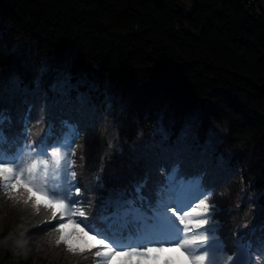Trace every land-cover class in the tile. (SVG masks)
Segmentation results:
<instances>
[{"label": "trees", "instance_id": "obj_1", "mask_svg": "<svg viewBox=\"0 0 264 264\" xmlns=\"http://www.w3.org/2000/svg\"><path fill=\"white\" fill-rule=\"evenodd\" d=\"M53 149L63 159L52 178L70 184L69 211L85 212L65 234L83 242L57 245L60 218L15 202L0 264H104L96 252L109 248L107 264H178L165 257L172 250L124 253L156 234V214L179 221L172 200L189 206L201 191L207 212L199 203L186 216L208 221L197 230L212 241L205 264H264V10L243 0H0V164L51 162ZM117 200L139 211L114 219ZM10 202L0 190V205Z\"/></svg>", "mask_w": 264, "mask_h": 264}, {"label": "snow or ice", "instance_id": "obj_2", "mask_svg": "<svg viewBox=\"0 0 264 264\" xmlns=\"http://www.w3.org/2000/svg\"><path fill=\"white\" fill-rule=\"evenodd\" d=\"M52 160H32L30 163H25L23 167L18 170L14 169L12 164H0V190H2L9 200H13L17 203H22L26 206H30L33 212L39 213L43 208L46 213H48L49 220L60 218L59 225L63 227H55V243L59 245L61 242L67 245V250L69 252H75L77 249L73 247V241L65 234V230L69 225H76V221L72 218L76 215L80 217L85 216V212L81 211L79 207L72 208L69 211L68 205H75L76 200L73 198L69 200L66 204L64 198L59 196L52 195L48 190H46V181L49 176V169H52L53 175L56 174L57 170L60 167L61 160L63 159L60 151L58 149H53L50 153ZM75 175L74 173L72 174ZM21 188L22 191L16 194L13 193L14 188ZM75 196L79 197L81 189L76 187ZM38 194V196H37ZM39 197L45 198L44 200L39 199ZM117 206L124 207L125 202L119 200L116 201ZM201 207L205 212L208 210V205L201 201ZM130 212L139 211L138 209L127 208ZM170 210V209H169ZM175 215V212L173 213ZM185 215H190L185 213ZM67 218V223H64V219ZM182 225H184V231L187 233L191 230L190 225L195 228H201L202 226L208 223L205 219H198L196 221H186L183 217H176ZM83 232V229H80ZM73 235H76L73 233ZM87 235V233H85ZM95 240V237H91ZM96 244L104 245L105 241L103 239L95 240ZM208 242V237L204 235H193L189 239L180 240L176 247L170 249L172 251H179L183 249L188 255V259L191 261V264H205L206 258L209 256L207 251L202 252L199 255H193L188 245L200 243L204 244ZM166 249L163 246L159 247H148L142 250L131 249L124 253L128 257L131 256H142L147 257L151 252H163ZM116 254L113 249L109 248L107 252L97 251V257L104 258V264H107V261L111 258L112 255ZM229 261L232 260L231 256H228ZM165 264H170V261H165Z\"/></svg>", "mask_w": 264, "mask_h": 264}, {"label": "rangeland", "instance_id": "obj_3", "mask_svg": "<svg viewBox=\"0 0 264 264\" xmlns=\"http://www.w3.org/2000/svg\"><path fill=\"white\" fill-rule=\"evenodd\" d=\"M181 1L184 4H186V6H189V0H181ZM91 137L92 136H88L87 138H85V143H89L90 140H91ZM19 168H21L20 165H19V167L16 170H18ZM217 168H219V167H217ZM222 176H223V174H222ZM223 178H225V177H223ZM73 180H74V178H72L71 181H73ZM69 181H70V179H68V182ZM230 182H233V180L231 178H230ZM179 183H181V182H179ZM227 183H229V181ZM176 189L173 191V194H171V195H174V194H176L178 192V190H176ZM46 190H48L50 192V194H52V195L59 196L60 198H64L65 200H69V196L68 195H65L60 190L54 189V186H53V184H52L51 181H46ZM207 194L208 193L205 192V191L204 192H201L200 193V196H201L200 200L195 201V203H201V201H204L206 199L205 196ZM37 196H38V194H37ZM41 198H43V197H41ZM195 203L192 204L191 206H189L188 208H185L184 210H182L179 216H181V217L184 218L183 213L185 211L189 210L194 205H196ZM14 204H15V201L13 203L10 202V205H7V206L4 205V207L0 205V207H1L0 208V231L3 229V224L2 223H3V220H4V217H5L6 213H10L12 211V205H14ZM172 209H175V206H172ZM185 220L188 221L187 219H185ZM75 221H76V224L79 226L80 224L78 223V220L76 219ZM65 223H67V221ZM66 230H68L69 235L73 236V233L75 231H77L78 228L77 227H73V226L70 227V225H69L66 228ZM193 231L194 230H190V231H188L186 233L184 231V225H182V227L180 228V230H179V232H178V234L176 236V240H174V242H175L174 244L177 245L180 240L191 238L194 235V234H192ZM73 241L75 242L73 244L76 245V246L81 245V243L83 242L80 236H78L77 239H75ZM145 242L146 241L143 240V243H145ZM187 247L190 248V250H191V252H192L193 255H198V254L202 253L203 250H204V248H203L204 247V244L197 245V243H196V244L188 245ZM179 252L182 254V258H181L180 255L174 254L173 259L176 260L178 264H184L183 261H186V264H191V261L188 259L187 253H185L183 249H180ZM244 260H246V258ZM79 264H83V263H79Z\"/></svg>", "mask_w": 264, "mask_h": 264}, {"label": "built area", "instance_id": "obj_4", "mask_svg": "<svg viewBox=\"0 0 264 264\" xmlns=\"http://www.w3.org/2000/svg\"><path fill=\"white\" fill-rule=\"evenodd\" d=\"M246 9L255 14H260L264 10V0H243Z\"/></svg>", "mask_w": 264, "mask_h": 264}, {"label": "clouds", "instance_id": "obj_5", "mask_svg": "<svg viewBox=\"0 0 264 264\" xmlns=\"http://www.w3.org/2000/svg\"><path fill=\"white\" fill-rule=\"evenodd\" d=\"M39 213L41 214V215H47V213L46 212H44V211H42V209L39 211ZM246 226V225H245ZM53 234H49V236H52Z\"/></svg>", "mask_w": 264, "mask_h": 264}, {"label": "water", "instance_id": "obj_6", "mask_svg": "<svg viewBox=\"0 0 264 264\" xmlns=\"http://www.w3.org/2000/svg\"><path fill=\"white\" fill-rule=\"evenodd\" d=\"M155 1H158V2H160V0H155Z\"/></svg>", "mask_w": 264, "mask_h": 264}]
</instances>
